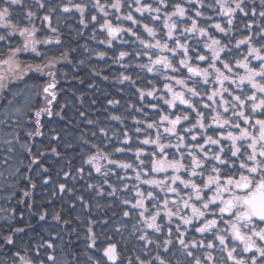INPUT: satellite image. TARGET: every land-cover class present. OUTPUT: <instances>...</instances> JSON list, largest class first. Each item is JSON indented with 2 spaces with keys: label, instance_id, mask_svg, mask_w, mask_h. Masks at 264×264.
Returning <instances> with one entry per match:
<instances>
[{
  "label": "snow or ice",
  "instance_id": "6c2138e0",
  "mask_svg": "<svg viewBox=\"0 0 264 264\" xmlns=\"http://www.w3.org/2000/svg\"><path fill=\"white\" fill-rule=\"evenodd\" d=\"M89 3L90 0H79V2L77 0H59L58 3L56 0H31L27 6L23 3L14 5L13 7L17 9L26 7V11L21 13L25 17L23 20H14L8 14L7 4L3 10H0V31L7 29L9 40L6 43L4 39L0 38V92L3 93L5 88L12 87L11 83H6L12 79L23 82L29 79L35 80L38 75L49 77L40 90L45 97H51V99L48 100V107H42L33 114L36 127L34 130L28 131V138L41 135L40 117L43 114L52 115L51 104L56 98V76L58 74L56 65L59 60H66L70 51H74L71 48L67 51H59L64 45L57 30L51 27L50 18L54 15L57 18L65 14L74 15L78 12L81 17L80 23L84 24L89 11L99 12L102 15L92 14L90 20L97 23L102 19L103 22L99 23V27L102 32H106L109 38L107 45L112 48L114 41L118 40L121 33H134L132 27L124 28L120 26L121 24L127 21L130 22V25H136L138 19L150 16V19L158 27H150L147 23L142 26L141 47L134 55L149 63L141 66H146L148 72L151 73L153 65L163 63L167 68L176 55H181L184 57L179 62L182 70L186 69L188 73L205 82L210 78L211 69L215 73L216 84L220 86L208 97L213 101L216 95L223 92L226 81L229 86H236L235 91L239 94L233 96L232 99L237 102L236 107L242 109L235 115L236 124H232L230 120L224 118L228 109H225L223 114L215 111L211 116L200 113L196 123L199 125V129L206 128L207 132L213 134L221 133L219 139H216L215 135H205V144L211 143L216 146L231 142V159L235 160L240 155L239 145L249 138L251 143L248 147L252 149V153L246 161L241 160L240 175L237 177L234 173L229 174L228 171H225V169L229 171L230 169L227 160L224 159L226 153L222 147L213 157H208L205 146L197 143L196 147L206 157L202 160L199 155H191V148L186 144L184 135L179 136L177 143L167 145L161 143V136L157 130L155 137L148 136L140 141L143 147L151 146L155 149L151 153V168L146 170L143 176L139 169L135 170L139 183L133 186L135 192L133 199L122 201L125 206L131 204V208L123 211L122 215L123 217L135 215L146 226L145 236L140 237L142 242L146 237L152 235L156 236L158 242L160 236L156 234H165L164 228L167 225V238L163 240L165 250L171 251L169 245L175 247L172 239L173 233L176 234L180 249L183 250L184 260L183 262L177 261V264H202L204 261H214L212 255L207 253L201 255V252L205 247L215 249L217 241L220 251L226 254L222 257L224 264H264V227H261L264 225V148L259 154L255 151L257 141H264V119H253V117L264 116V48L255 46L260 41H264V31H262L264 30V19L261 20L258 28H255L252 22L247 25L248 29L257 34L256 41H253L251 36H247L245 39L237 40L234 47H230L225 42L227 34L220 24L213 26L214 33L199 27L201 12L207 10L208 7L201 3V0H167V2L166 0H111L110 4H102L100 0H95L93 9H89ZM215 4L224 17L237 16L239 13L249 17V13H251L249 19H252L258 12L259 17L264 18V0H259L258 5L255 0H252L251 4L244 0V3L239 6L229 4V0H215ZM125 7L128 9L127 15L120 16L119 13H122ZM169 8L173 9L171 14L168 12ZM190 9H195V11L190 12ZM42 11L47 14L40 16ZM113 13L117 14L116 22L110 18ZM136 13H139L140 16L137 17ZM177 19L190 26L184 29L178 28ZM36 20L41 21L39 28L35 23ZM45 22H49L48 27L52 34H56L55 39L51 34L41 38ZM228 23L232 25L233 21L229 19ZM198 29L204 43L203 49L197 47V51H202L203 54L199 55L198 61L193 63V52L189 47L191 41L182 42L183 38L177 36L176 33L182 31L186 35H191ZM12 41L16 43L14 44ZM100 43L104 44L103 41ZM122 44L123 42H120V45ZM240 49H246L247 55L239 53ZM233 53L243 55V59H237L234 66L225 59L226 56ZM96 55L101 59L104 58L102 52H97ZM132 55L126 50H121L115 59L121 63L122 67H125L122 62ZM22 57H27L31 63L22 65ZM204 65H209V67ZM123 78L127 79V77ZM182 83L181 80L176 81L177 85ZM164 87L167 89L168 96V99L164 100L166 106H178L177 101L180 105L189 103L183 93L175 91L171 84H165ZM245 90L252 92V95L245 96ZM140 96L145 99L154 96V92L141 91ZM258 97L259 102H257ZM13 105L14 100L4 106L5 119L0 120V188H3V191L7 193L3 197L5 200L14 198L21 178L32 179L30 175L22 177L21 165L24 164V161L20 159L22 155L20 149L26 150L29 155L33 156V159L27 164L29 172L33 170L32 166L37 163V158L42 155L39 152L33 153L32 145L21 142V136L18 133L26 113L24 106L13 107ZM249 105H251L250 108ZM204 107L207 108L208 105L205 104ZM155 108L156 105H153L154 110ZM11 117H15V120L13 121ZM114 119H118V117H114ZM165 121L168 125L165 131L174 135L177 127L181 124L180 117L171 119L169 115L162 112L160 125L163 126ZM249 126L252 131H249ZM156 127L155 124L147 125L149 130ZM225 128H228L227 136L223 135ZM139 131L137 129L138 134ZM124 135L126 137L124 143H128V133L125 132ZM190 139L195 142L199 138L193 135ZM17 145H19V149ZM186 146H189L188 154L191 155L190 167L184 163L183 149ZM56 151V149H52L53 153ZM176 152L182 153L179 159L172 158ZM135 155L137 159L142 157L140 150H137ZM100 159L99 153L89 157V162L96 167L97 171L101 167ZM141 163L143 164L142 159ZM208 163H212V167L207 169L208 174L204 175L203 169L207 168ZM119 166L126 169L132 167L127 163H122ZM64 175L68 176L69 173ZM48 182L44 181V183ZM141 184L150 187L141 189ZM58 187L60 192H71L66 183H60ZM125 187L127 188V185ZM144 190H147L146 196ZM161 192L164 193V196L160 198V202L153 204ZM114 194L115 189L112 191V195ZM24 195L28 196L29 192L25 191ZM78 199L83 201L82 196ZM180 208H183L182 212L178 211ZM6 211V209L0 208V212ZM150 211L151 215H149ZM46 215V213L42 214L40 219H45ZM173 218H178L175 229L170 227ZM54 219L60 220L61 215L55 214ZM193 221L198 223H193ZM91 223L92 221H89V224ZM181 225L191 226L196 233H212L214 235L206 243L205 240L195 238L188 240L186 232L181 231ZM9 231L11 232L12 229L9 228ZM87 237V247L95 248L98 242L94 238V228L88 229ZM13 242V238L9 237L5 243L10 245ZM147 243L151 244L153 241L149 239ZM47 247L55 249L56 245L49 243ZM103 251L110 264H118L119 246L117 244L110 243ZM47 259L51 264H57L58 258L54 253L48 254ZM155 260L157 264H165V260L160 257H156ZM20 261L21 264H31L30 259L25 257H20ZM133 264H145V258L137 257ZM148 264H152V261H148Z\"/></svg>",
  "mask_w": 264,
  "mask_h": 264
},
{
  "label": "clouds",
  "instance_id": "9594fccd",
  "mask_svg": "<svg viewBox=\"0 0 264 264\" xmlns=\"http://www.w3.org/2000/svg\"><path fill=\"white\" fill-rule=\"evenodd\" d=\"M102 4H110L111 0H100ZM167 2V0H166ZM249 4H251L252 0H247ZM23 3L25 6L29 5V0H0V10L5 8V4L8 5V14L15 19H25L21 13L26 11V7L24 9H17L13 7L14 5H20ZM201 3L207 5V10H203L201 12V16L199 17V27L208 30L209 32H215L214 25L220 24L225 33V42L230 46L234 47L237 40L245 39L247 36H251L253 41L257 40V34L248 29L247 20H240L238 16L232 17H224L220 14L219 9L216 7L215 0H201ZM244 3V0H229V4L233 6H239ZM95 7V0H90L89 9H93ZM156 7V5H153ZM173 11L172 8H169L168 12L171 14ZM195 9H190V12H194ZM128 12L127 7L124 8L122 13H119L120 16H126ZM99 13V12H98ZM116 13L111 15V19L113 22H116ZM211 17V19H209ZM231 19L233 21L232 25H229L228 20ZM100 22H103L102 19ZM100 22L96 24L99 25ZM91 23V21H89ZM147 23L150 27H158L155 25L154 21L150 19V16H145L143 19H138V23L136 25L124 26V23L121 24V27L128 28L132 27L134 29L133 34L121 33L118 37L120 42L128 45L127 50L129 53L133 55L130 56L126 62H122L125 67H123L122 71H113L108 62L105 61L103 65H97L95 67V71L97 75H100L101 71L104 68H108L109 75L105 76V80H115L117 84H123L124 87L121 91H123V96L120 100L115 98L108 100L114 106H118L119 115L113 114L111 110L104 109L107 113L106 115L101 114L96 119L87 120V123L92 125V128L84 129L80 132L78 136L68 137L67 134L62 135L60 141L57 142V146L62 149V151H56L54 154L59 155L62 162L64 163L63 167L67 169L64 171L65 173H69L68 177L73 182V186L71 192L73 195L76 194V186L79 184L80 190L88 197L89 200L95 201L97 198L107 199V197L116 196L121 202L125 199H133L131 195L134 191V185L139 182L136 179V169H139L142 176L143 173L151 168V153L155 150L152 147H143L140 144V141H143L146 137L152 136L155 137L157 130L161 136L162 144H175L178 142V138L181 135L186 137V144L191 148V155H199L202 160L206 159L204 153L196 147L197 143L200 145H204L207 150V156L213 157L217 151L222 147L225 150L226 155L224 159L227 160L229 169H225L229 174H235L237 177L240 175L239 165L241 160H247V157L252 153V149L248 147L251 143V139H247L239 145L240 155L235 159H231L232 155V145L231 142H225L222 145L213 146L211 143L205 144V135L213 136L215 135L216 139H219L221 133L216 132L213 134L212 132H207L205 129H199V125H197L196 121L199 119V114L203 113L205 116H211V114L215 111H219L220 113H224L225 109H228L227 115L224 117L226 120H230L232 124H236L237 121L235 119V115L237 112L242 109L236 107V103L234 102L232 97L239 94L235 91L236 86H229V83L226 81L223 88V92L216 95L213 100H209L208 97L212 94L220 86L216 84L215 73L211 71L210 78L207 82L201 80L199 77L193 76L187 72L186 69L182 70V66L180 65V60L184 59L181 55H176L174 59L171 60V63L166 68L163 63L159 65H153V71L151 73L148 72L147 67H142L141 65H148V61L137 59L134 55L136 51L141 47L140 41L143 39L140 33L142 31V26ZM253 24H260L259 18L252 20ZM178 28L184 29L188 26L186 22H182L177 19ZM264 31V30H262ZM159 34V33H158ZM162 35V34H161ZM177 36H181L182 42L191 41L189 47L192 49L193 56L192 62H196L199 59V55L203 54L202 51H197V47L201 50L203 49V41L200 38L199 29L191 34L186 35L182 31H178L176 33ZM103 37V39H101ZM0 38L4 39L6 43L8 40V30L5 29L0 31ZM95 39L103 41L104 44H108V36L104 33H97ZM12 43H16L12 41ZM255 46L264 48V41H260ZM174 47V45H173ZM121 50L117 49V46L114 44L112 46V64L120 63L115 57ZM97 52L104 53V57L108 55L107 51L101 50ZM91 53L95 54L96 53ZM239 53L243 55H247L246 49H240ZM239 53H233L230 56H226L225 59L228 60L233 66L235 65L237 59H243V55ZM22 65L29 64L28 60L21 59ZM205 67H209V65H204ZM175 69V71H173ZM123 77H127L124 79ZM183 81L182 84L177 85L176 81ZM12 84V83H11ZM28 84V80L23 82L18 81L15 84H12L11 88H7L8 92L13 96H19L18 100H14L15 107L16 104L24 106V112L26 113L23 116L22 123L20 128L24 127V121L28 119L29 113H35L42 107H48V100L51 97H45L42 90L38 93L33 92L29 94V90L26 87ZM165 84H171L173 89L177 92H182L185 99L189 102L185 105H180L179 101L176 102L178 106L168 107L164 104V100L168 99L167 89L164 87ZM115 87V85H113ZM42 89V87H41ZM23 90L24 95H19L20 91ZM56 91V90H55ZM101 94H105L104 90L101 89ZM143 91L147 93L148 91H153L154 96H152L151 101L146 99H142L140 96V92ZM0 95H3L0 92ZM42 95V101H36L35 96ZM245 96L252 95V92L245 90ZM223 97V99H222ZM6 98V97H5ZM257 102H259V97L257 98ZM207 104L208 107L205 108L204 105ZM153 105H156L155 110L153 109ZM251 105H249V108ZM151 109L152 111H148ZM165 113L169 115L171 119H176L177 116L181 119V124L177 127L176 133L173 135L170 132H166L165 128L168 127L167 122L163 126L160 125V114ZM139 113V115H137ZM60 113L52 110L51 116H58ZM114 117H118V119H114ZM34 119V117H32ZM186 118V119H185ZM260 118L264 119V116L261 117H253V119ZM11 119H15V117H11ZM112 120H117L120 122L122 127H114L111 123ZM135 121V126L126 125V121ZM139 121V123H137ZM148 124L157 125L156 128H153L150 131L147 128ZM143 125V127L141 126ZM124 128H127V131H124ZM137 129H139V134L137 133ZM195 129V130H193ZM189 130V131H185ZM249 131H252L251 126H249ZM128 133V141L130 143H124L126 137L124 133ZM228 128H225L223 135L227 136ZM197 136L198 141H191V136ZM189 146L184 147V163L186 166H191V155H189ZM264 148V141H257L256 153L259 154L261 149ZM57 148H51L50 150ZM66 150V151H65ZM137 150H140L142 153V161L141 159H137L135 153ZM174 151V150H173ZM99 153L101 159L99 161L101 167L100 170L97 171L96 167L93 166L92 163L89 162V157ZM131 154V155H129ZM182 153L176 152L175 156L172 158L179 159ZM171 156L172 153L170 152ZM122 163L130 164L132 167L129 169L131 172L124 171L126 168L120 167L119 165ZM87 166V168L85 167ZM251 166V165H249ZM212 167V163L207 164V168L203 169L204 175L208 174L207 169ZM203 168V166H202ZM128 175H133L134 180L137 183H133L129 186V183L125 182L124 177ZM252 175V174H249ZM258 175V174H256ZM83 181V183H80ZM111 182V183H110ZM108 185L109 189H112L115 186V194L112 195V191H108L105 189V185ZM127 185V188L125 187ZM125 188L127 192L121 193L120 189ZM145 191V196L147 195V190ZM101 193L104 195L101 196ZM162 193V192H161ZM164 196V195H163ZM161 194L156 200L153 201V204L160 202V198L163 197ZM115 204V201L112 202ZM171 206V205H170ZM97 209L96 215L98 218L101 217L102 214H105V208H101L99 204L95 205ZM118 207V205H117ZM175 208V206H172ZM10 211V210H9ZM178 211H183V208H180ZM83 214V213H82ZM152 212H149L151 215ZM54 218V217H53ZM132 219L135 220V224L132 226L130 231L127 230L126 225L122 220L119 222V226H116V222L112 218H108L107 222H97L93 220L91 224H88V229L93 228L95 225V239L98 242L95 248H91L89 251L88 248H85L82 252L74 255V264H110L108 258L104 255L103 249L107 247L110 243L117 244L119 246V261L118 264H133V261L137 257H144L145 264H148V261H152V264H157L155 258L160 257L165 260V264H173L177 259L175 256L171 254L169 251H162L165 249L163 245V239L161 237L164 234H161L159 237V241L157 242L156 236H148L145 238V241H141L140 237L145 236V228L146 226L141 223L139 219L136 218L135 215L132 216ZM27 227V225H26ZM264 227V225H261ZM11 228L10 232L8 229ZM167 225H165V229ZM23 229L21 228H12L11 225L2 226L0 225V264H21L20 257H25L30 259L31 264H51V262L47 259L48 253L47 250H42L39 254H36V248L43 249L42 240L37 241L36 246L34 247L32 244V238L30 235L26 234L23 236H15L13 233H21ZM214 234H212L213 237ZM12 237L14 242L10 245H6V241ZM79 238V235H78ZM87 235L82 240V244H87ZM151 239L153 243L148 244L147 240ZM217 247V246H216ZM209 249L205 247L201 255L207 253L208 255L213 256L212 251H208ZM60 253H56L58 257ZM57 264H60L59 259L57 260ZM202 264H224L223 258L219 257L214 261H204Z\"/></svg>",
  "mask_w": 264,
  "mask_h": 264
},
{
  "label": "trees",
  "instance_id": "16d2710c",
  "mask_svg": "<svg viewBox=\"0 0 264 264\" xmlns=\"http://www.w3.org/2000/svg\"><path fill=\"white\" fill-rule=\"evenodd\" d=\"M56 2L58 3L59 0H56ZM77 2H79V0H77ZM255 2L257 5L259 4V0H255ZM46 14V12L42 11L39 15L43 16ZM92 14L98 16L102 15L98 12L89 11L84 24L80 23L81 17L78 12L74 13V15L65 14L59 18L54 15L50 18L51 27L57 30L59 38L64 45L59 51H67L69 48L74 49V51L69 52L66 60H59L56 65V69H58L55 89L56 98L52 101L51 109L60 114L55 117L43 114L40 117L41 135L33 136L30 139L27 133L30 129L34 130L36 125L35 120L32 118L33 113L28 114V119L24 121L25 126L20 129L18 134L21 136L22 143L27 142L33 146V153L39 152L42 155L37 158V163L32 166L33 170L29 172L27 164L33 159V156L29 155L26 150L20 149L22 153L20 159L24 161V164L21 165L22 177L23 175H30L32 179L25 180L21 178L15 190L14 198L9 200L3 199L7 193L3 191V188H0V208L7 210L6 212H0V225H11L12 228L23 229V232L13 234L15 236L30 235L34 247L37 241L42 240L43 249L37 247L36 254H39L44 249L47 250L48 254L54 253L56 255V253H60L57 258L61 261V264H74V255L88 248L87 245L82 244V240L85 235L88 234L89 221L96 220L97 222H107L108 218H112L118 227L120 220H122L128 231H130L135 224V220H133L131 216L123 217L122 215L123 211L131 208V204L127 206L123 205L121 200L115 195L107 197V199L97 198L95 201H91L80 190L79 184L76 186L75 195H73L72 192H60L58 187L60 183H66L68 188H72L73 182L68 176L64 175V171H67V169H65L63 165L66 162H62L60 156L54 154L50 150L51 148H57L58 152L62 151V149L57 146V142L61 140L62 135L67 134L68 137L78 136L84 129L92 128V125L88 124L87 120L96 119L101 114L106 115L107 113L104 109L111 110L113 114L119 115L118 106L109 104L108 100L113 98L120 100L123 96V91L121 90L124 85L117 84L115 80L104 79L105 76L109 75L108 68H104L100 75H97L94 69L97 65H103L105 61L108 62L110 68L114 72L122 71L123 67L121 63H111L112 48H109L107 44H101L100 40L93 38L97 33H104L106 35V32H102L99 25L90 20ZM135 15L137 17L140 16L139 13ZM237 16L238 19L247 20L248 23L256 18H259L260 22L264 19L259 17L258 12L256 17L252 19H249L251 13H249V17H245L243 13H239ZM89 21H91V23H89ZM35 23L38 28L41 26L40 20H36ZM48 23L49 22H45L43 25L44 32L41 33V38L51 34L52 38L55 39L56 34L51 33ZM129 25L130 22H124L125 27ZM258 26V24H254L255 28H258ZM101 39H103V37H101ZM114 44L117 46L118 50H127L128 45H120L119 40L114 41ZM101 50L108 52V55L103 59L95 54L90 55V52L95 53ZM57 55H59V53H57ZM21 59H26L31 63L27 57H22ZM127 59L128 58H125L123 62H126ZM37 63H39V61H37ZM48 80L49 77L46 75H38L35 80L29 79L27 84L29 94L33 92L38 93ZM17 82L16 79H12L6 83L15 84ZM113 85H115V87H113ZM101 89L104 90L105 94H101ZM19 95H24L23 90L20 91ZM18 99L19 96L13 97L8 92V89L5 88L3 95H0V120L5 119L4 106L7 105L9 101ZM145 99L151 101L152 98L147 97ZM35 100L42 101L43 96L36 95ZM17 106H19V104L15 105V107ZM40 106L43 107V104ZM148 111L152 110L148 109ZM137 115H139V113H137ZM14 120L15 119H13V121ZM109 123L114 127H122L117 120H112ZM125 123L129 126H135V121L129 120ZM141 126L143 127V125ZM124 131H127V128H124ZM17 148L19 149V145H17ZM85 167L87 168V166ZM124 171L131 172L129 169H125ZM46 180L49 182L44 183ZM124 180L129 183V186L133 183H137L133 175L124 177ZM80 183H83V181H80ZM140 186L141 189L150 187L143 184ZM104 187L108 191H113L115 188V186H113L112 189H109L107 184ZM25 191L29 192L28 196L24 195ZM120 192L125 193L127 189L121 188ZM160 194L162 196L164 195L163 192ZM103 195L104 194L101 193V196ZM131 195L135 196V192L133 191ZM81 196L83 197V201L78 199V197ZM113 201H115V204L112 203ZM97 204H99L101 208L107 205V208H105L106 215L102 214L100 218L96 215V212L99 210L95 207ZM45 213L47 214L46 218L41 220L40 216ZM57 213L61 215L60 220L53 218ZM177 222L178 218H173L170 227L175 229ZM193 223L198 222L193 221ZM93 228L95 230V225H93ZM148 231L150 232L151 230ZM167 231L168 229L166 228L165 234L161 239L164 240L167 238ZM181 231L186 232V238L188 240L195 238L197 240H205L206 243L208 240L212 239V233H196L191 226L181 225ZM156 235L160 236L159 233ZM172 239L175 247L169 245V248H171L169 252L176 257L177 261L183 262V250L180 249L175 233H173ZM0 243H3V241H0ZM49 243H54L56 245L55 249L48 248L47 244ZM216 245L217 247L215 249L208 250L213 252L214 260L226 256L225 253L220 251L218 241ZM88 250L91 251L92 249L88 248ZM162 251L166 250L164 249ZM173 264H176V261H174Z\"/></svg>",
  "mask_w": 264,
  "mask_h": 264
},
{
  "label": "rangeland",
  "instance_id": "374dc122",
  "mask_svg": "<svg viewBox=\"0 0 264 264\" xmlns=\"http://www.w3.org/2000/svg\"><path fill=\"white\" fill-rule=\"evenodd\" d=\"M29 3H31V0H29ZM42 15V14H41Z\"/></svg>",
  "mask_w": 264,
  "mask_h": 264
},
{
  "label": "water",
  "instance_id": "95a60500",
  "mask_svg": "<svg viewBox=\"0 0 264 264\" xmlns=\"http://www.w3.org/2000/svg\"><path fill=\"white\" fill-rule=\"evenodd\" d=\"M18 75H20V74H18Z\"/></svg>",
  "mask_w": 264,
  "mask_h": 264
},
{
  "label": "flooded vegetation",
  "instance_id": "af4514ba",
  "mask_svg": "<svg viewBox=\"0 0 264 264\" xmlns=\"http://www.w3.org/2000/svg\"><path fill=\"white\" fill-rule=\"evenodd\" d=\"M139 16V15H138Z\"/></svg>",
  "mask_w": 264,
  "mask_h": 264
}]
</instances>
